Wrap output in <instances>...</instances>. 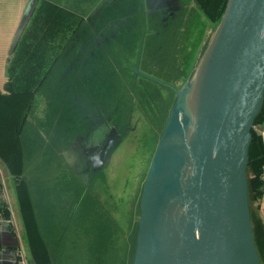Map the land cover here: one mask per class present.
Returning a JSON list of instances; mask_svg holds the SVG:
<instances>
[{
  "label": "water",
  "instance_id": "obj_1",
  "mask_svg": "<svg viewBox=\"0 0 264 264\" xmlns=\"http://www.w3.org/2000/svg\"><path fill=\"white\" fill-rule=\"evenodd\" d=\"M36 6L37 0L26 5L10 57ZM199 62L190 83L175 89L145 177L132 264H262L248 165L264 102V0H227ZM114 144L107 143V155Z\"/></svg>",
  "mask_w": 264,
  "mask_h": 264
},
{
  "label": "rangeland",
  "instance_id": "obj_2",
  "mask_svg": "<svg viewBox=\"0 0 264 264\" xmlns=\"http://www.w3.org/2000/svg\"><path fill=\"white\" fill-rule=\"evenodd\" d=\"M161 2L163 4L171 3L170 0H151L149 4H160ZM188 3L192 10L189 8L190 12H184L183 18L185 17V21L182 26L180 20L178 22V25L182 27L180 30L186 28L185 34L184 30L181 32L178 26L174 24L166 27V34L164 36L162 35L157 40H151V47L155 46V44L161 45V47H159L158 51L156 50V53H153L146 59L145 65L141 66L142 71L150 73V76H147L150 79L141 76L138 79V85L142 86L145 84L146 88L136 89L132 87L131 81L122 84L124 90L120 88L124 95L123 107L126 108L128 106L125 115L127 119L123 127L126 129L130 128L118 133V136L122 137L121 140L117 134L115 135V131L113 130L116 127L110 128L102 145L107 132V129L104 127L106 123L96 122L93 123L94 127L91 130L86 129V131L88 130V133L85 131L87 133L86 136L78 135L72 141V144H67L65 136L62 134L64 133L62 125L65 122V118L69 117L72 125L76 123L77 126L84 125L85 127V123H81L82 114H75L74 108H70L69 105L70 102L74 103L78 101L77 98L73 97V94L83 86H80L78 80L72 83L68 78L67 71L60 75L66 79L62 78V80H58V70L62 69L63 65H67L63 63L52 74V77L49 78V82H45L50 99L46 95V102L43 103V96L40 92V100L39 98L36 99L35 106L30 111L28 120L22 128L21 166L26 178L25 187H29L33 192L32 198L35 199L34 204L39 211L40 218L51 225L56 223L53 226L59 233L67 231L68 221L66 213L63 211L64 203L68 199L67 196H70V191L77 190L82 181L87 186L91 184L92 188H88V192L85 194L83 200L84 210L77 218L76 227L78 229L80 223V228H83L91 238L101 240V247L104 249V253L106 252L107 264H132L133 262L131 255L134 258L136 244L134 240L138 231V216L140 213V198L143 184L159 141L156 139L157 137L160 139L176 100V96L171 91H168V89H165L164 84L170 82L168 79L162 77L164 76L162 72L167 70V66L171 70L174 64H183L184 67V62H180L184 59V55L179 57L177 52L185 41L191 42L192 48L189 51V59L185 70L187 75L183 77V80H177L179 89L185 84H189L200 63V58L215 31V23H210L203 18L202 10L199 8L196 0H188ZM124 9H128L125 4ZM136 10L138 11L135 12L136 16L133 18L136 20V23L139 21L138 24H140L145 21L146 13L149 10H147L143 1L140 2V0ZM193 23L194 26L192 28ZM132 29L134 32L140 29L142 35L145 36L141 25L136 27L133 25ZM130 30V25H127L122 30V33H124L122 38L125 42H129L126 39L125 32ZM175 38L176 42H179L181 39V42L177 45L178 48H173V45H176ZM111 50L112 48H110ZM127 52H132L131 48L127 47V44L123 45V49H120L119 55L115 54L116 51L112 52V62L115 64L108 66H116V64L124 62ZM142 63L144 64V61ZM172 73L174 75L169 74L168 76L172 75L171 77L173 78L178 76L176 69H173ZM54 80H58L57 90L53 88L55 85ZM154 87L155 90L153 89ZM58 90L60 93H58ZM113 93H116V91ZM50 100L51 102H49ZM149 102L151 106H149ZM115 109H119L117 104ZM43 110H46V112H43ZM53 113H55V119ZM132 113H134V119L133 121H129L130 114ZM98 116L100 115L98 114ZM40 119L44 122L42 126L45 138L42 136L40 130ZM54 123L60 127L57 128L59 134L55 135L56 138L52 131ZM100 126L102 127L98 128ZM110 126H113L111 121H109ZM77 131L72 130L69 134L71 136L67 138H72ZM111 139L115 143L113 146L115 152L109 161V157H106L105 145ZM82 152L85 155V162L79 161V156ZM64 156H67L70 160V167L63 165L65 162H68ZM108 163L110 164L108 165ZM60 165L63 167V172L57 170V168H62L59 167ZM89 167L94 171L93 175L86 173L85 169ZM66 168L70 169V171H65ZM74 170L78 174H75ZM92 195L98 198H93ZM77 201H80V196L75 194L74 202ZM116 209L120 215L119 222L125 224V233L126 235H131L133 242H131L130 237L129 240L125 238V244L118 248V253L115 248L116 246L110 242L113 233H116L113 228L117 227V224L114 223L110 215ZM120 232L123 234V231ZM79 242L81 243V241ZM95 243L97 242H94V245L88 250L95 249Z\"/></svg>",
  "mask_w": 264,
  "mask_h": 264
},
{
  "label": "crops",
  "instance_id": "obj_3",
  "mask_svg": "<svg viewBox=\"0 0 264 264\" xmlns=\"http://www.w3.org/2000/svg\"><path fill=\"white\" fill-rule=\"evenodd\" d=\"M141 1H143L147 10H160L164 13L170 12L171 9L172 11H176L182 4L188 3V0H170V4H163V2L160 4H149L151 0H140V2ZM28 2L29 0H0V91L3 94L9 93L6 89V84L10 80V68L16 56L19 43L12 57H10V48L14 34ZM138 2L139 0H37V6L23 35L26 37L31 35L29 37L33 40H35L36 36H41V43L48 47L52 46L55 53L48 61V63L51 64L49 72L43 77L40 88L35 92L32 109L35 106L36 99L40 97V92L43 96V103L46 102V95L48 99H50L45 82H49V78L52 77V74L57 71L62 63L68 64L72 62L73 58H76L77 55H75L76 53L74 54L72 50L74 48H79L78 46L81 45L80 33L82 31L89 32L88 36L84 35V47H91L92 49L94 44L91 40V33L95 32L94 26L97 27L96 30L98 31H106L108 26L117 24L118 17L123 15L128 18L132 17L136 14L135 12L138 11L136 10ZM49 4H53L54 7ZM124 4L128 8L127 10L124 9ZM171 4L174 5V8H171ZM57 7L59 8L57 11L69 13L62 28H59L61 24L48 25L44 23L45 15L47 14V17L50 15L47 13V10L49 12L55 11ZM115 11L118 17H110V13ZM107 13L109 14L108 18L106 16ZM99 16H101V18H99ZM125 21L126 20H122V23H125ZM56 30H58L56 34L52 32ZM45 35H49V37H45ZM34 42L40 43V40H35ZM117 54H119L118 51ZM93 55L94 54H90V58H92ZM63 59H65V61H63ZM60 74L61 69L58 70V80H60ZM58 80H54L55 85L53 88H55V90H57ZM58 93H60L59 90ZM49 102H51V100ZM43 112H46V110H43ZM28 115L25 122L28 120ZM43 124L44 122L40 119V130L42 136L45 138ZM55 127L56 123H54L52 131ZM257 129H264V122L261 128L257 127ZM262 139L264 144L263 135ZM64 158L68 162H65L63 165L70 167V160L67 156H64ZM59 167H62V165ZM57 170L63 172V167L61 169L57 168ZM65 171H70V169L66 168ZM74 173L78 174L75 170ZM19 179L20 177L13 175L7 163L0 155V202L3 204L2 206L0 205V264H18L20 260H24L26 264H107L106 252L104 253V249L101 247V240H94L93 237L91 238L83 228H80V223L78 229L76 227L77 218L84 210L83 200L85 194H87L88 188H92L91 184L87 186L83 181L81 182V180L77 178L81 182V185L77 190L70 191V196H67L68 199L63 207L68 221V228L67 231L59 233L53 226L56 223L51 225L49 222H44L43 219L40 218L39 211L34 204L35 199L32 198L33 192L29 187H25L24 193L27 192V196L25 195V207H22L18 195ZM21 179L26 182L24 173ZM75 194L80 196V201H77L78 203L74 202ZM92 197L98 198L94 195H92ZM255 204L259 206L258 214L264 224V193L260 197L258 203ZM118 212L119 211L116 209L112 211L110 215L114 223L117 224V227L113 228L116 233H113L110 240V242L116 246L117 253L119 250L118 248L125 244V238L129 240L130 237L132 242L131 235H126L125 233V224L119 222L120 215ZM49 225L50 227H48ZM120 231H123V234ZM79 241H81V243ZM135 241L136 238L134 242ZM94 242H97L95 243L96 248L93 249L94 251L88 250L94 245ZM131 259H133L132 255Z\"/></svg>",
  "mask_w": 264,
  "mask_h": 264
},
{
  "label": "flooded vegetation",
  "instance_id": "obj_4",
  "mask_svg": "<svg viewBox=\"0 0 264 264\" xmlns=\"http://www.w3.org/2000/svg\"><path fill=\"white\" fill-rule=\"evenodd\" d=\"M170 6L171 8H174L173 7L174 5L171 4ZM189 8H190V4L186 3V4H182V6L178 8V10L172 11L171 9V11L168 13H164L160 10L149 11L148 13H146L145 21H143L140 24H138L139 21L136 23V20H134L133 18L136 15H133L130 18L126 17L125 15L118 17V14L116 11L111 12L110 17H118L117 24L108 26L106 31L104 30L98 31L96 30L97 27L94 26L95 32L91 33L92 34L91 40L93 41V44H94L92 49L91 47L90 48L84 47L85 46L84 35L88 36L89 32L82 31L80 33V44L81 45L78 46L79 48H74L72 50V52L74 54L76 53L75 55L77 56L76 58L72 59V62L68 63L67 65L62 66L61 74L67 71L68 78L69 80L72 81V83L78 80L80 82V86H83L79 90L75 91V94H73V97L77 98L78 101L74 103L70 102L69 105H70V108L71 107L74 108L75 114H78V115L79 113L82 114L81 123L82 124L85 123V127L84 125L77 126L76 123L72 125L70 123L69 117L65 118V122L62 125V129L64 130V133L62 134L63 136H65L67 144L68 143L72 144V141L75 140L78 135L86 136L88 133V130H91L94 127L93 123H96V122L106 123L104 124V127L107 129V132L105 134L104 140L102 141V145L105 142L106 135L108 134V130L110 128L116 127V129H113V130L115 131V135L117 134V136L119 132H123V130L125 129V127L123 126H124V123L126 122L125 120L127 119V117L125 118V115H126L128 106L124 108L122 104L123 99H124V95L120 90V88L124 90L122 84L127 83L128 81H131L132 87H135L136 89L146 88L145 84L142 86L138 85L139 83L138 79H139V76L150 79L147 77V76H150L149 75L150 73H146L147 71H142L141 66L145 65L146 59L149 56H151L153 53H156V50L158 51L160 49L159 47H161V45H156V44L155 46L151 47V40L152 41L153 39L157 40L162 35L164 36V34H166L167 26H172L176 24L175 26H178L179 30L182 29L181 26L184 24V21H185V17L183 18V14L186 11L190 12L192 10V8H190L191 10ZM108 13L107 15L105 14L107 18L109 15ZM99 18H101V16H99ZM122 20H126L125 23H122ZM179 20H180L181 26L178 25ZM127 25H130L131 27L130 31L125 32L126 39L129 42H125L122 38V36L124 35V33H122V30ZM133 25L135 27L138 25H141V28L144 29L145 36L142 35L140 29L134 32L132 29ZM193 26H194V23L191 27L193 28ZM183 30L185 34L186 28H183ZM183 30H180V31L182 32ZM180 42H181V39L179 40V42H176V38H175L176 45H173V48L177 47V45ZM126 44H127V47L131 48L132 52L126 53L125 61L120 64H116V66L115 65L108 66L111 64H115L114 62H112V59H113L111 57L112 52L116 51L115 54H117V51L119 52L120 49H123V45H126ZM130 44L131 46H129ZM191 45H192L191 42L185 41L183 46L177 52L179 57L184 55V59L180 61V62H184V67H183V64L182 65L174 64V67H172L171 70L167 66L166 67L167 70L162 72V74L164 75L162 77L165 79H168V81L170 82V83L164 84L165 89H168V91H171L172 94L175 96H176V90L179 89L178 88L179 83L177 82V80H183V77L187 75L185 70L187 67L186 65H187L188 59H189V51L192 48ZM110 48H112L111 51H110ZM90 54H94L92 58H90ZM143 61H144V64L142 63ZM158 69H160V67H158ZM173 69H176V73L178 72V76L175 78L171 77L172 75H174L172 73ZM169 74H172V75L168 76ZM62 78H64V76H60V80H62ZM153 89L155 90V87ZM112 91L113 92L116 91V93H113ZM116 104L119 107L118 110L115 109ZM149 106H151L150 102H149ZM98 114L100 116H98ZM130 115L131 117L129 121L131 119H134V113ZM53 116L55 117V113H53ZM109 121L112 122L113 126L109 127ZM101 127L102 126L98 128H101ZM57 128H60V127L56 125L55 129L53 130V135L55 138H56L55 135L59 134V132H57L58 131ZM86 129L88 130L86 131ZM72 130H78V131L74 133L72 138L71 137L67 138L68 136H71L69 134L72 132ZM118 137L120 138V140L122 139L121 136H118ZM107 143L105 145V152L107 149ZM113 148L110 152V155L108 154L109 161L112 157V154L115 152ZM72 150L74 151V149ZM108 155L106 156L107 158H108ZM85 160H86L85 155L82 152L81 155L79 156V161L85 162ZM109 164L110 163H108V165ZM85 170H86V173L90 175L94 174V171H92L90 167L86 168Z\"/></svg>",
  "mask_w": 264,
  "mask_h": 264
},
{
  "label": "trees",
  "instance_id": "obj_5",
  "mask_svg": "<svg viewBox=\"0 0 264 264\" xmlns=\"http://www.w3.org/2000/svg\"><path fill=\"white\" fill-rule=\"evenodd\" d=\"M196 2L202 10L204 19L210 23H217L223 14L227 0H196ZM50 6L54 7L53 4ZM58 9L57 7L55 11L50 12L47 10L50 15L48 17L46 16L47 14L45 15V24H61L59 28H62L69 13L64 11L61 13V11H57ZM52 32L56 34L58 30ZM49 35H45V37H49ZM29 36L31 35L22 37L19 42L16 56L10 68V80L6 84V89L9 93L3 94L0 91V155L13 175L20 177L18 195L22 207H25V195L27 196V192L24 193L26 182L21 179L24 173L21 166V132L26 117L33 107L35 92L40 88L43 77L49 72L51 67L48 61L55 53L52 46L48 47L41 43V36L35 37V40H40V43L34 42L35 40L30 39ZM263 122L264 102L252 128L253 140L250 147V162L248 165L251 218L262 264H264V224L258 214L259 206H256L255 203H258L264 193V144L260 130L257 129V127L261 128ZM127 129L125 128L124 130ZM156 140H159V138L157 137ZM0 205L2 206L3 204L0 202Z\"/></svg>",
  "mask_w": 264,
  "mask_h": 264
},
{
  "label": "bare ground",
  "instance_id": "obj_6",
  "mask_svg": "<svg viewBox=\"0 0 264 264\" xmlns=\"http://www.w3.org/2000/svg\"><path fill=\"white\" fill-rule=\"evenodd\" d=\"M197 82H198V76L195 75L192 83L189 86V89L187 91V96H186V107H185V112L186 116L191 113L194 98H195V93H196V88H197Z\"/></svg>",
  "mask_w": 264,
  "mask_h": 264
},
{
  "label": "built area",
  "instance_id": "obj_7",
  "mask_svg": "<svg viewBox=\"0 0 264 264\" xmlns=\"http://www.w3.org/2000/svg\"><path fill=\"white\" fill-rule=\"evenodd\" d=\"M260 133L264 136V129L260 130ZM18 264H26L24 260H20Z\"/></svg>",
  "mask_w": 264,
  "mask_h": 264
}]
</instances>
